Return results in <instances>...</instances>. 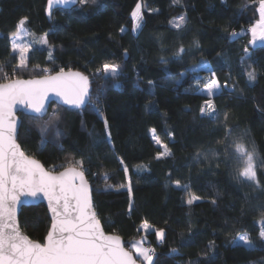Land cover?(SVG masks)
I'll return each mask as SVG.
<instances>
[{"label": "trees", "instance_id": "trees-1", "mask_svg": "<svg viewBox=\"0 0 264 264\" xmlns=\"http://www.w3.org/2000/svg\"><path fill=\"white\" fill-rule=\"evenodd\" d=\"M137 3L145 8L135 32ZM258 6L259 0H79L48 13L47 0H0V82L80 70L92 85L82 109L51 103L42 118L19 113L22 149L50 170L81 168L104 229L130 250L142 223L152 225L145 244L155 249L153 264H264V45H249ZM178 16L186 23L176 28ZM25 17L47 44L18 68L11 37ZM105 63L119 65L120 75L97 74ZM206 63L221 86L212 97L195 85ZM206 99L215 120L200 112ZM153 129L171 155L157 158L162 148ZM237 144L253 152L259 183L239 177ZM187 192L199 199L188 204ZM19 220L30 238L44 240V205L23 206ZM156 229L164 230L163 241ZM243 233L251 249L234 246Z\"/></svg>", "mask_w": 264, "mask_h": 264}, {"label": "snow or ice", "instance_id": "snow-or-ice-1", "mask_svg": "<svg viewBox=\"0 0 264 264\" xmlns=\"http://www.w3.org/2000/svg\"><path fill=\"white\" fill-rule=\"evenodd\" d=\"M56 2L67 6L74 5L77 0H56ZM80 2L83 4L87 0H80ZM173 2L178 3L179 0H173ZM52 3L53 0H49L50 6ZM259 15V21L251 28L254 40L257 35L264 40V0H259ZM131 17L135 31L141 27L140 3L136 4ZM175 19L178 20L174 24L176 28L186 23L184 16ZM26 20L25 17L18 22L17 32L13 34L11 43L12 52L19 53L18 68L27 67V54L31 50L30 44L17 42L23 37V25ZM124 31L125 29L122 28L121 32ZM42 43L47 44V40H43ZM179 51L183 52L184 49L181 48ZM202 67L207 69L208 66L205 64ZM195 71L196 69H193V72ZM101 72L104 74V79H115L120 75L119 65L105 63L96 70L97 74ZM181 75L183 76L184 73ZM212 75L215 76V73L213 72ZM248 78L256 79L253 72L248 73ZM196 83L198 85L200 80L197 79ZM220 87L218 80L213 78L199 90L208 97H212L220 90ZM48 92H55L62 96L66 104L75 108L91 102L88 77L80 73L65 74L61 70L57 75L41 80L17 79L11 83L0 84V264H138V259L140 264H153L155 249L144 247L147 235L140 241L132 243V251H128L124 248L120 237L103 233L92 211L89 188L83 171L72 167L53 174L45 171L40 162L28 158L21 151L17 143V135L23 121H17L15 105L22 104L31 109L32 113L38 114L33 116V119L42 118V115L46 114L43 101ZM93 110L99 112L94 105ZM200 112L215 120L216 109L213 100L206 99ZM51 123L52 118L45 121L44 126L41 127L42 143L44 142L43 133L47 131V126ZM105 125L107 126V121ZM152 131L155 132L154 129ZM230 134L229 129L226 135ZM153 139L164 149L158 152V159L171 155L167 144L163 143L158 136H153ZM225 147L227 148V145ZM232 154L236 156L237 161L243 163L239 177L257 181L253 152L237 144ZM78 163H81L82 167V162ZM125 171H127L126 168ZM176 183L179 185V181ZM40 193L48 199L53 217V223L44 244L32 241L23 235L16 221V206L21 202L20 195L37 197ZM197 199L199 197L192 196L187 203L192 204ZM260 223L264 228V221ZM141 227L145 233H148L153 226L144 221ZM154 234L159 241L164 240L163 229H156ZM259 237L261 241H264V230L260 231ZM233 244L249 249L253 247L247 236L238 237Z\"/></svg>", "mask_w": 264, "mask_h": 264}, {"label": "water", "instance_id": "water-1", "mask_svg": "<svg viewBox=\"0 0 264 264\" xmlns=\"http://www.w3.org/2000/svg\"><path fill=\"white\" fill-rule=\"evenodd\" d=\"M79 3V0H77V2L74 4V5H64V4H60V3H57L56 0H53V3L51 4V6L49 5V0H47V12L48 13H51L53 9L55 8H63V9H70L74 6H76L77 4ZM61 71H57V72H54V73H51V74H47V75H42V76H34V77H21V78H14V79H11L9 81H6V82H0V84H5V83H11L13 80H24V81H27V80H41V79H44L45 77H51V76H55L57 75L58 73H60ZM63 72L65 74H69V73H80L81 75H84V76H87L88 77V80H89V93L91 95V91H92V85H91V81H90V78L87 74H85L84 72L80 71V70H63ZM51 103H56L58 105H61L63 107H68L70 109H82L84 108L87 104L85 105H82L80 108H75L74 106H71V105H68L64 102V98L60 95H57L55 92H48L44 101H43V104H44V109H45V112L46 114H43V116L47 115V113L49 112V108H50V105ZM15 116H16V119L17 121H21V117L19 116V113H23L25 115H32V116H38V114H34L32 113L31 109L29 108H26L24 105L22 104H19L17 103L15 105ZM20 128V127H19ZM19 128H18V132H19ZM17 143L19 144L20 146V149L21 151L24 152V150L22 149L20 143L18 142V135H17ZM25 156H27L28 158L30 159H34L38 162H40V164L43 166L44 170L47 171V172H52L53 174H57L59 172H62L64 171L65 169L67 168H72V167H75V166H67V167H64V168H61L60 170H57V171H54V170H50L48 169L40 160H38L37 158L33 157V156H30L28 155L27 153H25ZM77 168V170H80V171H83L81 168H78V167H75ZM84 172V171H83ZM84 179L87 181V185H88V188H89V196H90V202H91V207H92V211L95 213V217L96 219L99 221V224H100V227L103 231V233L105 235H110V236H118L120 237L122 243H123V246L126 250L128 251H132L130 250L127 246H126V243L124 241V239L116 234V233H112V232H107L103 225H102V222L100 221L98 215H97V211L95 209V206H94V201H93V188H92V185L91 183L88 181L87 179V176L86 174L84 173ZM20 203L17 204L16 206V221H17V225H18V228H19V231L27 236L29 239H31L32 241H35V242H39L41 244H44L46 243V237H47V234L48 232L50 231L51 229V225L53 223V217H52V213H51V210L49 208V204H48V199L43 195V193H40L38 194L37 197H32V196H28V195H25V194H21L20 195ZM38 204H42L44 205L46 208H47V211H48V215L50 217V225H49V229L44 237V240L43 241H38V240H34L32 238H30L22 229L21 227V224H20V220H19V215H20V211L22 209L23 206H33V205H38ZM138 264H140V261L138 260Z\"/></svg>", "mask_w": 264, "mask_h": 264}, {"label": "rangeland", "instance_id": "rangeland-1", "mask_svg": "<svg viewBox=\"0 0 264 264\" xmlns=\"http://www.w3.org/2000/svg\"><path fill=\"white\" fill-rule=\"evenodd\" d=\"M145 7H144V5L143 4H141V11H143V9H144ZM178 17H180V16H178ZM178 17H176V18H178ZM141 22H142V20H141ZM178 22V20H176L175 18L172 20V24L174 25L175 23H177ZM23 29H24V34H23V37H22V39H20V40H17V42L18 43H27V44H30L31 45V50L32 49H34L36 46H44L45 44L44 43H42V41L43 40H45L44 38H38V37H36L35 35H33V33H31V31H29L28 30V28L25 26V23H24V25H23ZM139 29V28H138ZM138 29H136L135 30V32L138 30ZM12 38H13V35H12V37H11V42H12ZM30 50V51H31ZM29 51V52H30ZM17 54H18V57H19V53L18 52H16ZM28 55H29V53L27 54V57H28ZM203 65H205V64H203ZM202 65V66H203ZM207 65V64H206ZM201 66V67H202ZM200 67V68H201ZM197 71H199V67H197V68H195ZM202 69H204V73H199L197 76V78L200 80V83L197 85V83L195 84L196 85V87H197V89L199 90V89H202L203 87H204V84L206 83V82H208L209 80H211V79H213L214 78V76L212 75V73L211 72H209V66L207 67V69H205V68H202ZM197 81V80H196ZM195 81V82H196ZM200 91V90H199ZM201 92V91H200ZM203 93V92H202ZM152 136H156L155 135V133L153 132L152 133ZM162 151H164V149L162 148ZM254 163H255V156H254ZM187 185V184H186ZM185 185V186H186ZM188 186V185H187ZM189 189V188H188ZM193 196V194L191 193V192H187L186 194H185V202H187L188 201V199L189 198H191ZM264 221V220H263ZM262 230H264V228L262 229ZM141 233H142V236H138V237H136V238H134V239H132L131 240V242L129 243V247L131 248V244L132 243H134V242H137V241H140L143 237H145V235H146V233H145V231L142 229V227H141ZM241 236H247V237H249V235L248 234H246V233H243V234H240V235H238L237 237H236V239L235 240H237V238L238 237H241ZM250 239V238H249ZM146 241V240H145ZM251 241V240H250ZM144 247H149V246H147L146 244H145V242H144ZM150 248V247H149ZM132 249V248H131Z\"/></svg>", "mask_w": 264, "mask_h": 264}, {"label": "crops", "instance_id": "crops-1", "mask_svg": "<svg viewBox=\"0 0 264 264\" xmlns=\"http://www.w3.org/2000/svg\"><path fill=\"white\" fill-rule=\"evenodd\" d=\"M258 11H259V6H258ZM259 19H260V15L258 14V19H257V20L255 21V23L249 28V34H250V42H249V45L252 46V47H254V46H256V45H264V40H261V39L259 38V35H257V37H256L255 40H254V39H253V36H252V33H251V28L257 24V22L259 21ZM206 64H207V63H206ZM207 66H209V65L207 64ZM200 67H201V66H200ZM201 68H203V67H201ZM209 70H210V66H209Z\"/></svg>", "mask_w": 264, "mask_h": 264}]
</instances>
